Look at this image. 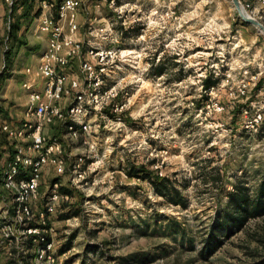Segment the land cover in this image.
Wrapping results in <instances>:
<instances>
[{"label": "rangeland", "instance_id": "1", "mask_svg": "<svg viewBox=\"0 0 264 264\" xmlns=\"http://www.w3.org/2000/svg\"><path fill=\"white\" fill-rule=\"evenodd\" d=\"M41 1L35 2L39 9ZM9 10L0 0L1 55ZM27 20L12 62L3 66L0 56V72L12 78L0 85V107L17 121L24 94L13 99L7 85L21 83L24 69L36 67L31 59H40L44 44L34 43L39 34L34 19ZM78 24L81 57L92 47L111 56L99 90L115 96L102 109L88 110L89 131L77 140L69 139L64 124L45 125L44 134L64 145L61 183L72 194L47 219L48 260L36 263V248L24 240L1 243L0 264H264V217L250 219L212 256L199 253L220 206L215 186L240 178L253 190L264 173L263 34L239 19L230 0H83ZM77 64L70 74H78ZM209 77L218 82L206 91L202 81ZM242 79L249 82L246 94L231 96ZM8 148L11 154L14 145ZM79 155L83 160L73 169ZM6 162L0 161V171ZM149 162L151 171L185 185L179 188L187 208L154 194L146 179L125 174ZM218 168L222 184L210 186ZM43 176L42 197L55 180L51 168ZM44 204L41 199L34 213Z\"/></svg>", "mask_w": 264, "mask_h": 264}, {"label": "built area", "instance_id": "2", "mask_svg": "<svg viewBox=\"0 0 264 264\" xmlns=\"http://www.w3.org/2000/svg\"><path fill=\"white\" fill-rule=\"evenodd\" d=\"M10 7L14 0H3ZM83 0H59L57 4L43 0L37 17L40 32L46 35V46L36 67L27 66L21 87L26 93L24 113L18 124L4 122L1 132L13 141L14 148L0 171V245L8 247L27 240L36 248L34 260L49 259L52 242L48 240L51 226L47 219L59 200L68 195L59 192L66 173L67 155L64 145L44 134L45 125L56 122L66 125L70 140L89 131L88 110L102 109L115 96L109 90L100 91L99 84L106 75L109 53L94 47L83 58V42L78 39V14ZM244 13L264 26V0H237ZM78 62V74H70L72 63ZM42 78L37 88V78ZM252 79H254L252 77ZM249 82L240 81L231 96L246 94ZM261 114L253 117L255 123ZM78 126L76 127V125ZM81 155L73 169L82 162ZM51 168L55 180L40 193L44 173ZM45 199L43 211L34 213L38 202ZM34 221V223H33ZM25 237V238H24ZM12 253H9L11 255Z\"/></svg>", "mask_w": 264, "mask_h": 264}, {"label": "trees", "instance_id": "3", "mask_svg": "<svg viewBox=\"0 0 264 264\" xmlns=\"http://www.w3.org/2000/svg\"><path fill=\"white\" fill-rule=\"evenodd\" d=\"M35 2L36 0H14L9 7V11H11V21L9 22L8 41L5 43L6 48L2 55V40H0V56H3V66H5L6 63L12 62L10 61L11 53L15 51L18 43L16 40L19 39L18 36L23 31V27L20 26L23 20L28 19L27 21H31L41 12V10L35 6ZM55 2H59V0H55ZM24 27L27 29L25 25ZM3 72L4 71L0 72V85L6 80V77L2 75ZM217 82V78L213 80L211 77L205 78L202 81V87L207 91L209 90V87L214 86ZM258 83L259 82L255 85L257 88L259 87ZM7 114L0 107V123H2V120L8 121ZM0 144H6L7 146L5 148H8L9 146L12 148L13 142L6 141L5 135L0 132ZM3 151V148H1V162L8 159L11 155L9 153H3ZM152 164L153 162H149V164L147 163L145 165L129 166L128 169L125 170V174L138 179H146L149 182L151 189H153L154 194L163 197L172 205H180L183 208H187L188 200L179 188L181 185L183 187L185 185L179 184L176 179L171 178L166 174L160 175L156 170L151 171ZM217 171V178L212 177L211 181H207L211 183L210 186L213 184L216 185L217 180L222 184L223 172L221 171V168H218ZM256 186L255 189L251 190L250 187H248L245 182H242L240 178H236L226 187L215 186L218 191H220V193H217V202L220 206L215 211V217L212 220L213 222L211 223L199 250V253L204 258L212 256L214 251L223 245L230 236L242 231L250 219L264 217V173L256 183ZM59 192L72 194L64 185L60 186ZM222 199L224 202H221Z\"/></svg>", "mask_w": 264, "mask_h": 264}, {"label": "crops", "instance_id": "4", "mask_svg": "<svg viewBox=\"0 0 264 264\" xmlns=\"http://www.w3.org/2000/svg\"><path fill=\"white\" fill-rule=\"evenodd\" d=\"M3 3H4V1H3ZM5 4V3H4ZM6 5V4H5ZM7 6V5H6ZM40 14V13H39ZM0 16H1V12H0ZM39 16V15H38ZM37 16V17H38ZM37 17H35L34 18V20H33V23H32V25H31V27L33 28V27H36V31H37V33L39 34L38 36L36 35V36H34L35 37V41H34V43H36V44H40L42 41L44 42V44L42 45V49L40 50V54L42 53V51L44 50V48H45V46H46V43H45V39H46V35L44 34V33H42V32H40V30H39V27H38V21H37ZM37 22V23H36ZM36 25V26H35ZM33 30H35V29H33ZM42 55V54H41ZM32 58V57H31ZM31 60H33L32 61V63H31V65L32 66H36L38 63H39V61H40V59H31ZM19 78H20V80H21V83H19V82H17L16 81V84H15V86L13 85L12 87H10L9 85H7V87L8 88H10L8 91H9V94H10V96L13 98V99H18V98H20V94H24L23 96H24V102H23V107H24V105H25V102H26V93L23 91V89H22V87H21V85H22V83H23V81L26 79V77L24 76V74L23 75H21V76H18ZM37 78V88H40V86H41V84H40V79H42V78H39V77H36ZM12 78H9V79H6L5 81H9V80H11ZM18 84H20V87L19 86H17ZM19 89V90H18ZM5 96V95H4ZM19 96V97H18ZM22 96V95H21ZM4 99L6 100V99H8L9 100V98H7L6 96L4 97ZM4 104V109H8V107H7V104L4 102L3 103ZM8 115H10V112H8ZM22 117V116H21ZM8 118V117H7ZM21 119V118H20ZM14 121H16V122H14ZM2 123H4V122H13V123H15V124H18L19 123V121H17V120H12V117H11V119H10V117H9V119H8V121H1ZM2 123H0V125L2 124ZM1 128V127H0ZM2 133V132H1ZM5 139H6V141H9V142H11L6 136H5ZM13 142V141H12ZM14 145V144H13ZM7 145L6 144H0V149L1 148H3V150L5 151H3V153H8L9 152V148H5ZM12 150H13V148H12Z\"/></svg>", "mask_w": 264, "mask_h": 264}, {"label": "water", "instance_id": "5", "mask_svg": "<svg viewBox=\"0 0 264 264\" xmlns=\"http://www.w3.org/2000/svg\"><path fill=\"white\" fill-rule=\"evenodd\" d=\"M230 2L233 4L239 19H241L242 21H244L247 24L252 25L256 29H258V31L261 32L263 34V36H264V26H263V24L259 20H255V19L250 18L249 16H247L244 13L241 5L238 3L237 0H230Z\"/></svg>", "mask_w": 264, "mask_h": 264}]
</instances>
